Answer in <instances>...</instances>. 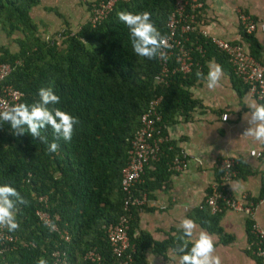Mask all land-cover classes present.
<instances>
[{"label":"trees","instance_id":"trees-1","mask_svg":"<svg viewBox=\"0 0 264 264\" xmlns=\"http://www.w3.org/2000/svg\"><path fill=\"white\" fill-rule=\"evenodd\" d=\"M40 1L0 0V31L17 47L14 52L0 47V63H8L12 68L2 84L11 85L19 92L18 103L28 104L39 101L40 88L51 87L61 102L50 107L70 113L79 123L70 142L57 140L51 128L42 130L49 144L58 143L55 153H49L48 145L34 140L30 134L13 136L10 124H0V185L15 187L27 200V204L18 205L19 229L8 231L16 238L14 248L0 255V264H37L41 257L51 264L50 254L56 248L66 253L69 264H80L82 255L93 248L101 255L102 264H117L102 226L115 223L123 213L121 171L127 164L130 141L140 126V116L154 96H161L158 111L162 134L167 138L165 127L174 122L175 115L185 117L200 106L191 97L189 88L201 78L193 67L188 74H169L167 85L156 84L154 76L161 70L159 59L148 60L134 54L129 30L117 16L123 10L149 11L152 22L166 36V23L175 0H115L95 24L91 23L92 11L109 0H80L89 18L75 31L64 20L65 28L50 37H44L31 16L32 8ZM199 2L203 12L206 0ZM251 18L258 21L254 16ZM196 21L199 23L200 17ZM238 35L239 40L233 42L243 44L246 52L264 66V48L255 32L247 33L238 25ZM189 37L193 43L190 55L200 63L199 71L206 75L205 63L213 60L222 66L238 94L242 88L247 91L227 57L209 39L196 31L189 33ZM196 46L202 49V56L195 50ZM168 63L172 69L174 61L169 58ZM178 154L174 142L167 138L160 145L157 159L144 166L133 184V194H145L147 198L160 189L172 174L168 166ZM235 170V178H240L238 163ZM220 174L217 171L215 183L219 182ZM210 192L211 188L207 194ZM261 199H264V179L257 198L252 201ZM37 210L58 215L57 225L68 231L70 241L64 243L56 233L50 232L36 216ZM138 212L130 209L128 237L134 248L133 264H147L149 252L162 256L170 249L179 256L174 249L175 236L180 231L160 243L154 242L146 232L134 234ZM222 214H212L203 207L197 208L190 219L227 244L233 238L223 234L219 226ZM252 223L248 220L246 224L249 244L254 242L250 232ZM251 257L256 264H262L261 257L254 254Z\"/></svg>","mask_w":264,"mask_h":264},{"label":"crops","instance_id":"crops-1","mask_svg":"<svg viewBox=\"0 0 264 264\" xmlns=\"http://www.w3.org/2000/svg\"><path fill=\"white\" fill-rule=\"evenodd\" d=\"M225 1L214 0L209 3L206 0L199 28L212 37L235 42L239 40L236 16L238 8H232L235 15L232 18L231 8ZM256 37L264 48V37ZM209 62L213 60L205 63L207 72ZM205 85L206 82L201 79L189 88L191 97L198 100L200 106L185 117L175 115L174 122L165 127L167 138L174 142L179 153L186 156L187 168L182 173H172L160 189L150 193L143 209L138 212V224L134 234L137 235L139 231L146 232L157 243L164 242L169 236H175L179 231L177 226L180 221L190 218L216 182L218 170L215 164L218 159L234 157L242 176L231 182L230 189L235 198H246L247 203L252 204V213L247 216L236 211L223 212L219 226L223 234L233 238L227 244H222L218 235L208 233L214 239L215 254L220 256L222 264H256L248 248L246 224L251 220L264 230V213L261 208L264 199L255 203L252 201L257 198L261 180L264 179V159L249 158V153L240 143L248 126L245 119L250 117L247 104L258 102L242 87L238 94L224 71L220 87L210 91ZM223 114L228 116L225 121L221 120ZM261 145L259 142L260 147ZM196 225L197 234L204 230ZM262 259L264 264V258ZM146 261L147 264H179V256L167 249L162 256L147 253Z\"/></svg>","mask_w":264,"mask_h":264},{"label":"built area","instance_id":"built-area-1","mask_svg":"<svg viewBox=\"0 0 264 264\" xmlns=\"http://www.w3.org/2000/svg\"><path fill=\"white\" fill-rule=\"evenodd\" d=\"M115 0H109L105 4H101L92 11L91 23L95 24L102 19L107 10L110 9ZM125 1V0H123ZM202 4L199 0H175L174 9L171 12L166 27L168 33L166 37L171 45L166 49L168 57L174 61V67L168 68V60L159 59L161 64L160 73L154 76L156 84L167 85L166 80L169 74L179 72L188 74L193 67L198 70L201 65L198 61L192 60L190 53L192 45L190 43L189 33L197 32V34L209 39L211 43L222 52L233 67L234 74L247 87V92L256 100L264 101V66L255 61L245 50V46L239 42L234 43L212 37L208 33L199 28L197 17L201 16ZM189 9L187 12L186 10ZM237 22L247 32H264V24L254 21L248 13L242 10H236ZM198 26V27H197ZM188 44L189 46H186ZM202 56L203 51L196 46ZM168 58V59H169ZM11 66L8 63H0V107L5 105L11 106L18 103L20 94L11 85L2 84L3 80L10 74ZM162 101L161 96H154L140 116V126L134 132L130 141L128 150V161L122 168L121 191L125 199L123 202V213L118 217L115 223H109L102 226L106 240L109 244L111 254L117 260V264H133V246L129 243L128 231L130 229L131 214L130 209L134 208L138 211L144 207L147 202L145 194L135 196L131 191L133 184L138 181L143 168L150 162L155 161L160 151V145L167 139L162 134L161 115L158 107ZM227 114L221 116V120H227ZM256 159H264V143L255 152ZM237 160L234 157H221L215 164V168L221 173L219 182L211 186V192L204 196L199 209L206 207L212 214L224 211H236L249 216L252 213V204L247 203L246 198H235L232 195L230 184L236 176L235 166ZM187 168V158L183 153H179L173 158L168 166V170L172 173H182ZM39 200L44 201V198ZM36 216L43 222L45 219L50 220L56 225V233L58 239L64 243L70 241V235L67 230L57 225L59 216L54 214L51 216L46 211L37 210ZM251 234L254 236V242L248 245L249 250L257 257L264 258V230L255 223L251 225ZM16 238L8 233L7 228L0 227V255L7 253L14 248ZM254 249H253V248ZM51 264H69L66 253L56 248L50 254ZM101 255L96 249L87 250L81 257L80 264H102Z\"/></svg>","mask_w":264,"mask_h":264},{"label":"clouds","instance_id":"clouds-1","mask_svg":"<svg viewBox=\"0 0 264 264\" xmlns=\"http://www.w3.org/2000/svg\"><path fill=\"white\" fill-rule=\"evenodd\" d=\"M151 15L149 11L123 10L117 13L119 21L129 30L132 49L136 56L148 60L167 61L169 57L166 49L171 45L168 38L162 35L152 22ZM196 76L206 82L208 90H215L220 87L223 68L214 61L209 62L207 74L198 70ZM38 95L39 101L32 104L16 103L0 107V124H10L13 136L30 134L34 140L47 144L49 153H55L59 147L58 143L49 144L47 136L42 135V130L51 128L57 140L70 142L79 120L59 107H50L61 102L60 96L51 87L40 88ZM247 106L250 117L245 119L248 126L243 135L264 143V104L252 102ZM23 204H27V200L15 187L8 184L0 185V227L7 228L9 232L17 231L20 227L17 220L18 205ZM43 223L50 232L56 231V225L50 220L45 219ZM177 227L181 234L175 236L174 251L180 254L179 264H222L220 256L215 254L216 247L212 235L204 230L197 234L194 220L184 218ZM37 264H48V261L41 257Z\"/></svg>","mask_w":264,"mask_h":264},{"label":"rangeland","instance_id":"rangeland-1","mask_svg":"<svg viewBox=\"0 0 264 264\" xmlns=\"http://www.w3.org/2000/svg\"><path fill=\"white\" fill-rule=\"evenodd\" d=\"M90 2L91 0H84ZM214 0H208L209 3ZM217 1V0H216ZM226 5L231 8L232 18L234 12L232 8H238V10H247L250 16L256 17V19L264 24V1L263 0H226ZM245 10V11H246ZM252 14V15H251ZM31 16L39 27V31H43L44 37H50L57 31L65 28L66 20L69 26L74 31L89 18V12L86 6L80 0H41L40 3L32 8ZM256 36L260 39L264 37V32L256 31ZM262 44L264 41L262 40ZM7 47L11 52L16 51L17 47L11 39H6L3 33L0 31V47ZM241 146L249 153L248 156L251 159H255L253 153L260 147L259 142L253 138L243 135L241 140ZM262 212L264 213V205H262Z\"/></svg>","mask_w":264,"mask_h":264}]
</instances>
